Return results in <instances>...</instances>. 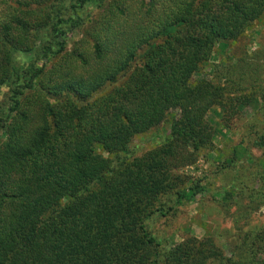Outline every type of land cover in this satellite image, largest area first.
<instances>
[{
    "label": "trees",
    "instance_id": "16d2710c",
    "mask_svg": "<svg viewBox=\"0 0 264 264\" xmlns=\"http://www.w3.org/2000/svg\"><path fill=\"white\" fill-rule=\"evenodd\" d=\"M263 23L264 0H0V264H264V227L227 257L214 235L163 250L147 225L172 210L164 198L203 191L178 173L215 153L216 127L261 110L264 90L244 94L213 59ZM166 123L165 142L134 156L135 138ZM244 149L220 170L251 188L233 181L222 199L247 196L254 212L264 156Z\"/></svg>",
    "mask_w": 264,
    "mask_h": 264
},
{
    "label": "rangeland",
    "instance_id": "374dc122",
    "mask_svg": "<svg viewBox=\"0 0 264 264\" xmlns=\"http://www.w3.org/2000/svg\"><path fill=\"white\" fill-rule=\"evenodd\" d=\"M81 37L79 32L73 34L68 49L71 50L72 43ZM229 49L227 55L216 51L213 61L221 63L225 60L230 68L233 67L235 76L241 74L240 88L244 89V94L260 95V88L264 90V23L255 24L242 39L231 43ZM15 59L19 65L27 63L28 60L18 54L15 55ZM6 92L5 87H0V102L4 100ZM258 99L261 110L257 113L247 110L235 122L233 130L227 131L216 124L218 131L214 140L215 153L212 156L208 159L200 158L196 164L179 171L178 174L193 181L202 179L203 191L196 196V200L174 206V198H164L163 203L173 207L172 210L166 212L164 217L155 215L147 221L148 229L161 243L163 250L181 243L188 237L201 240L207 235H214L223 245L228 257L229 252L239 243V236L242 233L264 227V205L251 212L246 210L249 202L247 196L235 198L230 203L222 199L225 192V188L222 187L233 181H236L235 185L241 182L243 185H249L246 188H251L250 182L247 183L244 175L246 173L238 170L237 167L236 170L233 168L220 170V164L230 158L233 148L242 142L245 148L243 152L247 156L254 159L264 156V147L260 148L253 144L260 135L264 134V100ZM168 132L170 125L166 123L148 134L137 136L132 143L134 156H141L165 142ZM190 185L189 182L185 187Z\"/></svg>",
    "mask_w": 264,
    "mask_h": 264
}]
</instances>
